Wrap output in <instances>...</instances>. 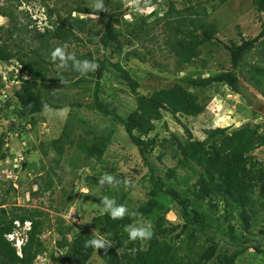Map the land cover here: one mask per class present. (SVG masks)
Returning a JSON list of instances; mask_svg holds the SVG:
<instances>
[{
    "label": "trees",
    "instance_id": "obj_1",
    "mask_svg": "<svg viewBox=\"0 0 264 264\" xmlns=\"http://www.w3.org/2000/svg\"><path fill=\"white\" fill-rule=\"evenodd\" d=\"M36 1L14 0L15 10ZM232 1L187 0L188 7L178 10L174 0H151L142 7L151 9L163 4L168 9L158 18L161 8L144 15L134 9H122V0L114 4L104 0L107 12L100 13L93 12L91 4L83 3L82 0L80 3L75 1L77 6L65 13L56 6L51 7L46 0H39L44 9L46 24L43 31L38 28V21L33 22L29 12L20 11L29 23L19 27L15 12L0 6V16L6 18L9 24V27H0V64H15L20 73L17 79L20 89L14 95L16 101L13 102L11 98L7 101L8 107H16L17 117L22 122L30 119V124L35 126V117L46 113L45 105L50 110L65 108L62 104H53L40 90L41 85H47L48 88L53 85H86L85 91L93 101L84 106L75 104L71 108H85L96 112L109 118L113 124L123 127L144 164L150 167L152 187L149 199L145 204L129 211L135 215H125L122 219L113 220L103 213L94 218L91 228L112 242L110 247L100 249L106 264H235L240 256L250 250L264 257V247L244 237H235V226H228L227 232H222L231 242L226 249L221 248L217 236H210L207 239L209 245L201 251L196 246V235L205 234L212 228L207 224L205 215L192 209L194 203L206 202L212 207L211 215L220 207L230 209L231 216L236 214L241 222L240 231L250 233L259 211L264 212V165L254 158V152L264 148L263 124L253 125L248 122L234 130L218 128L206 132L207 138L204 141L197 140L188 133L187 141L179 144L180 150L179 153L175 152V156L178 158L177 168H190L196 176L192 192L194 201L185 193L175 190L169 181L165 182L176 179L177 169H169L162 178L155 174V166L150 162L158 144L156 139L149 137L156 131L158 123L167 116H172L180 124L179 117L198 118L204 114L206 106L199 101V93L210 88L227 87L245 100L254 117L258 116L259 113L254 109L247 92L248 88L242 81L244 76L241 70L249 59L251 65L247 74L245 73L248 76L245 79L257 92L264 95V23L257 37L243 39L241 44L234 43L229 46L220 43L217 25L208 21L211 16L208 8L211 7L212 12H215L232 4ZM250 1L254 11L264 16V0ZM128 15L132 18L131 21L126 19ZM92 17L101 18V28L98 24L91 23ZM155 17L157 19L151 22ZM162 24L166 30L164 49L177 59L181 68L198 61L205 47L223 46L230 55V70L218 71L207 77L184 76L172 86L155 90L149 95L138 93L139 81L120 61L114 62L115 57L131 54L146 62L147 56L152 53L146 52L145 55L139 54L138 49L126 50L134 48L136 44L155 42L157 37L153 33L156 29L152 26ZM123 25L126 27L124 33L120 29ZM23 35L29 38L28 43L21 37ZM64 45L68 50L73 45L83 48L82 51H77L76 57L81 60H94L99 65L98 69L82 76L72 68L71 62L68 67H61L59 60L53 62L51 52ZM89 46L100 52L94 48L88 49ZM255 50L261 51L258 59L254 56ZM53 67L65 68L66 71L61 74L58 71L60 77L51 78L49 68ZM61 79L68 83L64 85ZM118 81L125 83L136 97L135 110L125 116L120 115L110 103L105 104L102 96V88L106 84L113 85ZM59 100L62 102L61 98ZM73 135V129L66 126L61 137L52 143L55 152L64 156L66 147L72 143ZM110 142V136L95 134L91 140L82 141L78 148L88 161L99 163ZM3 146V141H0V160L9 157L8 150H4ZM53 186L54 182L49 178L44 192L51 191ZM7 194L9 192H4V197ZM4 202L5 199L0 203V264H35L43 258H50L53 264H89L97 251L85 247V241L93 238L91 233H76L77 226L73 223L66 224L62 218L56 219L57 228L52 229L45 211L26 207H14L10 210L2 208ZM117 203L122 204L120 201ZM169 204L179 209L181 224L174 226L167 222ZM140 218L152 220L154 234L151 240L132 241L128 238L125 226L138 224ZM16 223H20L21 228ZM26 223L31 224V230L27 233V242L19 256L14 243L7 237L21 231ZM47 233L52 238L50 243L55 241L51 250L42 239ZM53 233L59 238L54 239ZM70 235L73 236L71 241L68 240ZM258 235L260 238L264 237V224ZM191 254H194L192 260L189 257Z\"/></svg>",
    "mask_w": 264,
    "mask_h": 264
},
{
    "label": "rangeland",
    "instance_id": "obj_2",
    "mask_svg": "<svg viewBox=\"0 0 264 264\" xmlns=\"http://www.w3.org/2000/svg\"><path fill=\"white\" fill-rule=\"evenodd\" d=\"M46 1L51 7L56 6L64 13L75 8L77 1L81 2V0ZM82 1L83 3H93V0ZM109 1L114 4L118 0ZM150 1L122 0V9L137 11V4L139 8H142ZM174 2L178 10H184L188 7L187 0H174ZM0 6L15 12L19 27L29 23L20 11L29 12L33 22H39L37 25L41 31L46 26L44 24L45 17L43 16L44 9L39 0L32 5L24 4L18 11L15 10L14 0H0ZM157 8H161L158 18L163 16L168 9L160 4L140 13L149 15ZM208 10L211 15L208 21L217 25L220 31L218 38L223 45L241 44L243 39L257 37L262 31L264 16L254 11L250 0H233L232 4L230 3L215 12H212L211 7ZM91 19H93L91 23H96L101 28V18L92 17ZM126 19L128 21L132 20L129 15ZM156 19L157 17L152 19L151 22ZM1 26L9 27L8 20L2 16H0ZM152 27L156 29L153 33L157 37L155 42L151 43L149 41L136 44L134 48L126 50L138 49L139 54L152 53L147 56L148 60L146 62L134 58L131 54L123 55L120 58L116 56L114 60V62L120 61L139 81L138 93L149 95L155 90L172 86L184 76L207 77L216 74L218 71L230 70V55L223 46L205 47L203 55L198 61L181 68L177 59H174L164 49L163 41L166 30L163 24L162 26L154 25ZM120 29L123 31L122 33L126 31L124 25L120 26ZM21 37L26 39V43L29 42L27 36L23 35ZM18 43L19 41L16 42V44ZM61 47L65 48L67 53L75 55L77 51L83 49L75 45L70 50L65 45ZM87 48L93 50L94 47L89 46ZM94 50L97 51L95 48ZM259 50H255L257 53L254 55L256 59L259 58L258 54L261 53ZM249 63L250 61L247 59L246 66L241 70L242 76H244L242 81L248 88L247 92L253 101L254 109L256 108L259 113L257 117H254L252 109L239 95L227 87H213L203 93L198 92L199 101L206 106L204 114L198 118L179 117L180 124L172 116H167L158 123L156 131L149 137L150 139H156L158 144L150 159L151 164L155 166V174L164 178L169 169H177L176 179L166 180L165 182L169 181L175 190L185 193L191 201H194L192 192L194 191L196 176L190 168H177L178 158L175 156L176 151L179 153V144H184L187 141L188 133H191L195 139L204 141L207 138L206 132L218 128L234 130L248 122L253 123V125H264V95L257 92L245 79V77L248 78L245 73L247 74V70L251 65ZM49 69L51 78L60 77L57 74L58 71H60V74L66 71L65 68L58 67ZM19 76V69L15 64H0V141H3V149L8 150L9 155L6 160H0V203L5 199V205L2 208L10 210L14 207L41 209L49 216L52 229L57 228L55 226L56 219L62 218L66 224L73 223L77 226L76 233H91L100 236L99 232L92 229L91 226L94 218L103 214L100 203L104 196L122 202V205H125L128 211L148 201L149 191L152 187L150 167L144 164L136 146L132 143L124 128L113 124L109 118L96 112L85 108H74V110L71 108L75 104L84 106L93 101L88 96L89 93L85 91L86 85L80 87L53 85L52 88L41 85L40 90L53 101V104H62L65 108L63 110H51L36 116V125L33 126L29 122L30 119L22 122L17 117L15 106H7L9 98L13 102L16 101L14 95L20 89V83L17 82ZM102 96L105 104L110 103L112 108H116L120 115H128L136 108V97L130 88L120 81L114 82L113 85L106 84L102 88ZM60 98L62 102H60ZM68 125L74 131L72 143L66 147L65 155L60 156L55 152L52 143L61 137L64 128ZM95 134L110 136L111 140L102 161L99 163L88 161L78 148L82 141L91 140ZM174 137L178 138L179 141L177 142ZM164 141H167V143H163ZM179 157L182 156L179 155ZM254 158L261 161V163L263 162L264 165V148L254 152ZM196 170L198 171L199 168L196 167ZM105 173L114 175L121 181V184L116 187L107 184L100 186L98 180ZM49 178L53 180L54 186L51 191L44 192ZM125 180L128 181L127 185L123 183ZM6 191L9 194L4 197ZM192 209L205 215L207 224L212 228L205 234L199 233L196 235V246L201 251L209 245L207 239L210 236L219 238L221 248L226 249L230 246L229 237L222 233L227 232L228 226H235L237 230L235 237L237 239L244 237L246 240L264 247V237L260 238L258 235L261 226L264 224L263 211H259L258 216L253 221L250 233H245L240 231L242 228L241 222L236 214L231 216L230 209L220 207L218 211H214V214L211 215L210 210L212 207L208 202L194 203ZM167 210L166 220L168 223L174 226L182 223L181 214L175 205H167ZM148 221L152 224V220L140 218L138 224ZM52 237L56 239L58 236L53 233ZM42 239L47 242V247L51 250L55 241L53 240L50 243L52 239L50 234H45ZM72 239V235L68 236L69 241ZM56 255H58V252ZM189 257L192 260L194 254L189 255ZM185 261H187V258ZM35 264L53 263L50 258H43L36 261ZM89 264H106L100 250L96 251ZM235 264H264V257L250 250L240 256Z\"/></svg>",
    "mask_w": 264,
    "mask_h": 264
},
{
    "label": "clouds",
    "instance_id": "obj_3",
    "mask_svg": "<svg viewBox=\"0 0 264 264\" xmlns=\"http://www.w3.org/2000/svg\"><path fill=\"white\" fill-rule=\"evenodd\" d=\"M93 9V12H107L105 8L104 0H93V3L90 5ZM136 10L139 12L148 11L147 8H139L138 4L136 6ZM92 14V13H90ZM51 59L53 62L59 60L61 67H68L69 62H71L72 68L79 72L82 76L87 75L90 72H95L99 65L94 61H90L87 59H78L75 54L67 53L65 48L57 47L51 52ZM61 82L66 85L68 83L67 80L61 79ZM45 112H50L51 110L47 105L44 106ZM125 185L128 184V181H123ZM98 184L100 186L110 185L113 187L119 186L121 181L118 180L114 175L105 173L103 174L99 180ZM103 213H106L110 216L111 219H122L125 215H135V213H129L127 207L122 204H118L114 198H110L108 196H104L101 200ZM20 224V223H19ZM21 228V225L20 227ZM31 230V224L26 223L21 231H19L20 235L15 237L14 240H11L14 243V247L17 250V254L20 256L22 254V247L27 242V233ZM125 231L128 234V238L132 241L137 239L140 240H151L153 237L152 225L150 222H144L139 224H131L125 226ZM15 233V232H14ZM13 233V234H14ZM12 234V235H13ZM10 240V236L7 237ZM112 245L111 240L106 239L103 235L95 236L93 235L92 239L85 241V247H91L95 250L106 249Z\"/></svg>",
    "mask_w": 264,
    "mask_h": 264
},
{
    "label": "built area",
    "instance_id": "obj_4",
    "mask_svg": "<svg viewBox=\"0 0 264 264\" xmlns=\"http://www.w3.org/2000/svg\"><path fill=\"white\" fill-rule=\"evenodd\" d=\"M45 24V23H44ZM18 227H20L19 223H16ZM20 235L19 231L15 232L13 235H10V241L14 240L15 237H18Z\"/></svg>",
    "mask_w": 264,
    "mask_h": 264
}]
</instances>
